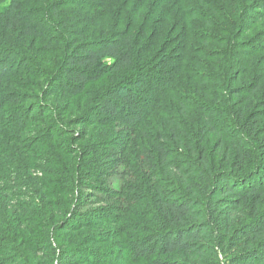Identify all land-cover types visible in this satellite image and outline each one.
I'll use <instances>...</instances> for the list:
<instances>
[{
  "label": "trees",
  "instance_id": "obj_1",
  "mask_svg": "<svg viewBox=\"0 0 264 264\" xmlns=\"http://www.w3.org/2000/svg\"><path fill=\"white\" fill-rule=\"evenodd\" d=\"M0 264H264V0H0Z\"/></svg>",
  "mask_w": 264,
  "mask_h": 264
},
{
  "label": "rangeland",
  "instance_id": "obj_2",
  "mask_svg": "<svg viewBox=\"0 0 264 264\" xmlns=\"http://www.w3.org/2000/svg\"><path fill=\"white\" fill-rule=\"evenodd\" d=\"M91 107H93L94 108V105L93 106H91ZM98 113V111H95V114H97ZM127 128H125V126L124 125H122V124H115L114 126H112V128H111V134L110 135H113V136H115L116 135V133H118V132H121V131H123V132H125V130H126ZM113 141V140H112ZM112 143V142H111ZM112 147V145L110 146L109 145V150H110V148ZM112 165L110 164V162H109V168L111 167ZM109 173L110 174H113V171H110L109 170ZM109 182L110 183H112L113 185H118V184H120V181H121V179L119 178V177H116V176H111V177H109ZM91 184L94 186V185H96V183H93V182H91ZM93 186H91V187H89V188H86V193L87 194H90V193H94L95 192V189H94V187ZM92 199H94V198H92ZM102 206H104V204H102ZM91 208H90V206H87L86 207V209H84V212L85 211H89ZM95 247V246H94ZM117 246H115V247H113L114 249H118V248H116ZM108 248H109V246H108ZM119 250V249H118ZM106 256H108V258H110V259H113L114 257L113 256H111V255H109V252H108V254H104V257H106Z\"/></svg>",
  "mask_w": 264,
  "mask_h": 264
}]
</instances>
